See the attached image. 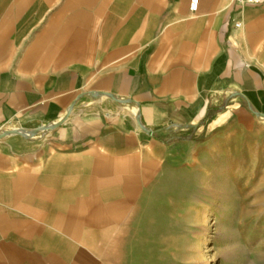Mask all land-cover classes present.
Wrapping results in <instances>:
<instances>
[{
  "label": "crops",
  "instance_id": "1",
  "mask_svg": "<svg viewBox=\"0 0 264 264\" xmlns=\"http://www.w3.org/2000/svg\"><path fill=\"white\" fill-rule=\"evenodd\" d=\"M0 0V264H111L194 134L262 127L264 0ZM240 24L239 27L236 25Z\"/></svg>",
  "mask_w": 264,
  "mask_h": 264
},
{
  "label": "rangeland",
  "instance_id": "2",
  "mask_svg": "<svg viewBox=\"0 0 264 264\" xmlns=\"http://www.w3.org/2000/svg\"><path fill=\"white\" fill-rule=\"evenodd\" d=\"M262 122L194 134L120 229L111 264H264ZM17 128L33 131L0 136Z\"/></svg>",
  "mask_w": 264,
  "mask_h": 264
},
{
  "label": "built area",
  "instance_id": "3",
  "mask_svg": "<svg viewBox=\"0 0 264 264\" xmlns=\"http://www.w3.org/2000/svg\"><path fill=\"white\" fill-rule=\"evenodd\" d=\"M233 1L240 6H247V5L259 4L262 0H233ZM198 4H199V0H192L191 11L193 14H195L197 12ZM236 26L239 27L240 24H237ZM52 128H53V125H51V124H46V125L42 126L40 129L33 130V131H25V130L17 128L15 131H13L14 133L11 135L16 134V135H21L23 137H26L28 139H32L35 136H38L39 134H44L45 132L51 130ZM26 133H28V134H26Z\"/></svg>",
  "mask_w": 264,
  "mask_h": 264
},
{
  "label": "water",
  "instance_id": "4",
  "mask_svg": "<svg viewBox=\"0 0 264 264\" xmlns=\"http://www.w3.org/2000/svg\"><path fill=\"white\" fill-rule=\"evenodd\" d=\"M56 125H53V128L55 127Z\"/></svg>",
  "mask_w": 264,
  "mask_h": 264
},
{
  "label": "bare ground",
  "instance_id": "5",
  "mask_svg": "<svg viewBox=\"0 0 264 264\" xmlns=\"http://www.w3.org/2000/svg\"><path fill=\"white\" fill-rule=\"evenodd\" d=\"M26 134H28V133H26Z\"/></svg>",
  "mask_w": 264,
  "mask_h": 264
}]
</instances>
